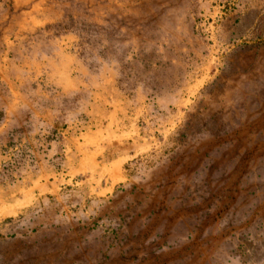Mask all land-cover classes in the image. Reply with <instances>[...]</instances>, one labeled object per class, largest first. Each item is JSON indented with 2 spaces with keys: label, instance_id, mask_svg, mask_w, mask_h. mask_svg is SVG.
Returning <instances> with one entry per match:
<instances>
[{
  "label": "rangeland",
  "instance_id": "374dc122",
  "mask_svg": "<svg viewBox=\"0 0 264 264\" xmlns=\"http://www.w3.org/2000/svg\"><path fill=\"white\" fill-rule=\"evenodd\" d=\"M0 264H264V0H0Z\"/></svg>",
  "mask_w": 264,
  "mask_h": 264
}]
</instances>
